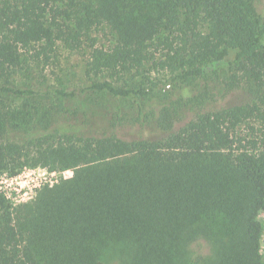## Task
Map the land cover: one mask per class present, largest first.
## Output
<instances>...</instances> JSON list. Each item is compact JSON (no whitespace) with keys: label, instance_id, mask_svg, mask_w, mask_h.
<instances>
[{"label":"trees","instance_id":"1","mask_svg":"<svg viewBox=\"0 0 264 264\" xmlns=\"http://www.w3.org/2000/svg\"><path fill=\"white\" fill-rule=\"evenodd\" d=\"M102 25L117 40L110 51L94 52L93 69L119 74L152 65L163 74L148 92L108 81L91 89L136 101L137 120L163 134L124 140L115 130L126 120L116 116L110 132L85 136L53 118L6 141L27 108L6 110L0 102V174L39 165L73 171L18 209L0 190V264H104L113 245L120 264H263L256 208L264 203V4L0 0V95H86L13 79L30 59L48 62L60 45L79 49ZM228 50L234 57L224 61ZM235 91L247 100L212 107ZM186 111L194 116L175 130ZM202 241L207 256L192 251Z\"/></svg>","mask_w":264,"mask_h":264},{"label":"rangeland","instance_id":"2","mask_svg":"<svg viewBox=\"0 0 264 264\" xmlns=\"http://www.w3.org/2000/svg\"><path fill=\"white\" fill-rule=\"evenodd\" d=\"M263 4L264 0H260V5ZM116 40L117 35L109 27L102 25L94 28L90 32L89 38L83 39V44L79 49L70 50L60 45L56 54L48 62L30 59V65H25L26 68L19 70L14 76L13 80L16 85H34L42 90L51 87H64L78 91L86 89V95L73 99H59L53 96L24 99L1 94V106L5 107L6 110L11 108L18 111L27 108V113L21 115L25 116V119H22L19 124L18 122L10 124L9 132L3 138L6 141L16 140L18 132L23 133L24 130L42 128L46 121L53 118L69 122V125H78L85 136H101L111 131V124L116 116H122L126 120L115 130V134L124 140L152 139L161 136L163 132L156 127L154 122L137 120V116H140V107L136 101L114 98L110 94L91 89L95 81H108L116 87L136 88L146 92L153 85L151 81L160 87L158 80H161L163 73L158 74L157 70H152V65L119 74L107 70L97 72L93 69L94 52L96 50L110 51ZM234 54V50H228L224 61L232 60ZM156 56L160 57V53H157ZM224 74L225 70L222 71V76ZM147 76L149 77L147 78ZM208 82L211 88L214 87L213 81ZM164 87L169 89L166 85ZM182 93L184 96L189 94L195 96V90L191 93H188V90H183L180 94ZM177 97L171 98L170 101L176 100ZM246 100V95L243 92L235 91L218 100L212 107L218 109L232 107L242 104ZM144 102V99H141L140 103L143 104ZM184 116V120L177 123L175 130L194 115L191 111H186ZM13 124L16 127H13ZM49 168L41 165L30 166L25 167L14 176H10L8 172L0 174V190L9 201L12 209L31 204L45 186H53L60 179L70 178L73 175L71 169L51 170ZM256 209L262 224L259 252L264 264V203L258 205ZM195 250L204 256L210 254V248L204 241L200 244H194L192 248L194 254ZM120 252L121 249L118 246L109 247L103 256L104 264H120Z\"/></svg>","mask_w":264,"mask_h":264}]
</instances>
